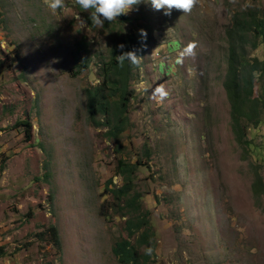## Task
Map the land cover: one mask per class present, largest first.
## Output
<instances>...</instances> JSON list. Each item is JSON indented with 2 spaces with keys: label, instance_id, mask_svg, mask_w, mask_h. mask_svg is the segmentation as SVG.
I'll return each instance as SVG.
<instances>
[{
  "label": "rangeland",
  "instance_id": "rangeland-1",
  "mask_svg": "<svg viewBox=\"0 0 264 264\" xmlns=\"http://www.w3.org/2000/svg\"><path fill=\"white\" fill-rule=\"evenodd\" d=\"M192 5L160 17L141 2L113 27L82 25L87 12L76 0L55 11L45 0H0V264H119L115 242L136 246L143 230L127 233L131 213L116 212L105 189L107 180L122 185L119 158L138 162L130 192L139 193L151 232L145 264H264V193L251 190L256 169L264 184V109L247 125L245 147L231 130L222 83L231 13L249 6L264 15V0ZM141 28L127 122L114 139L89 119L84 89L101 83L110 40L128 44ZM81 40L88 54L78 53ZM190 43L192 54L179 58ZM255 55L264 56L263 44L246 58ZM160 84L163 100L151 95ZM18 120L28 122L29 138Z\"/></svg>",
  "mask_w": 264,
  "mask_h": 264
},
{
  "label": "trees",
  "instance_id": "trees-1",
  "mask_svg": "<svg viewBox=\"0 0 264 264\" xmlns=\"http://www.w3.org/2000/svg\"><path fill=\"white\" fill-rule=\"evenodd\" d=\"M122 16V14L119 15L120 18ZM85 18L89 24H92L89 21L88 14L85 15ZM114 23L119 24L120 22ZM224 36L227 53L226 69L222 83L229 103L230 126L236 139L245 147L251 148L250 141L245 139L244 135L248 124L257 125L260 121V109L262 106L264 109V56L255 55L247 59L246 55L249 49H256L258 45H264V15L257 7L248 6L237 9L231 13L230 21L224 29ZM128 38L129 43L124 44L123 49L117 48V45L123 44L124 38L110 40L106 48V59L102 61L99 68V75L102 78L101 83L84 89L87 96L86 110L89 119L94 123L106 124V135L114 139L125 130L127 102L133 91L128 88V81L131 78V68L134 64H129L127 61L119 63L115 56L120 51L135 50L134 45L137 44V36L135 34L130 36L129 34ZM85 43L86 41L81 40L78 53H80L81 47H85ZM84 51L88 54L90 48L85 47ZM101 54L103 53L97 52L96 56ZM86 65L87 61L84 58V63L80 66ZM78 67L77 65L76 69ZM76 69L72 72L73 74H75ZM17 122L19 124L24 123L25 139L29 138L28 122L22 120ZM137 164L138 162L129 163L119 158L116 173L121 175L122 185L115 187L111 184V180H107L105 184V189L115 197L114 210L122 215L131 213L125 219L127 233L132 234L143 228L136 237V246L129 245L125 239L115 242L112 251L119 264H145L150 257L147 249L153 248V245H149L152 243V238L146 225L145 214L138 213L139 193L130 192ZM0 169H2V166H0ZM251 190L256 198L264 193V184L257 169L251 184ZM121 201L122 205H118V202ZM108 209L109 207L102 203L99 213L107 217ZM45 232L49 233L52 246L59 252L61 242L57 227L50 225ZM148 232H150V235L147 234ZM41 233L43 234L44 231ZM140 244H145L143 251H139L137 248Z\"/></svg>",
  "mask_w": 264,
  "mask_h": 264
},
{
  "label": "clouds",
  "instance_id": "clouds-1",
  "mask_svg": "<svg viewBox=\"0 0 264 264\" xmlns=\"http://www.w3.org/2000/svg\"><path fill=\"white\" fill-rule=\"evenodd\" d=\"M141 2L147 3L150 6L147 7L152 13L159 14L160 17H170L174 15H179L183 12L186 14L191 13L190 8L193 0H76V5L79 9L86 11L88 14L89 21L96 26H103L106 21H112L113 27L114 22H122V20H128L126 13L132 10L135 5ZM46 6L55 11L61 8L64 4V0H45ZM123 15L122 18L119 15ZM77 17H79L77 13ZM117 17V18H116ZM88 21H81L82 25ZM119 23V24H120ZM137 38L140 36L142 39L146 37V32L143 28L138 29V33H135ZM137 44L134 45L137 52ZM193 44H188L186 47L182 48L178 54L179 58L185 55L192 54ZM117 48L123 49L124 45L122 43L117 45ZM135 50L129 49L126 51H120L116 56V60L119 63L127 61L129 64H136L137 56ZM179 62V59L177 60ZM152 96L156 97L158 100H163L167 97L168 92L162 84L156 85L152 88Z\"/></svg>",
  "mask_w": 264,
  "mask_h": 264
},
{
  "label": "built area",
  "instance_id": "built-area-1",
  "mask_svg": "<svg viewBox=\"0 0 264 264\" xmlns=\"http://www.w3.org/2000/svg\"><path fill=\"white\" fill-rule=\"evenodd\" d=\"M6 264H14L13 262H8V263H6Z\"/></svg>",
  "mask_w": 264,
  "mask_h": 264
}]
</instances>
